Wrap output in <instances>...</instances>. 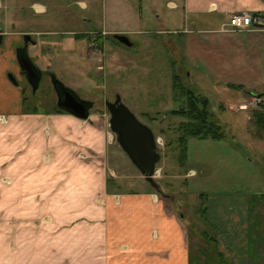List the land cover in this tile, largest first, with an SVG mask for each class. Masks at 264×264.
<instances>
[{
	"label": "crops",
	"instance_id": "crops-1",
	"mask_svg": "<svg viewBox=\"0 0 264 264\" xmlns=\"http://www.w3.org/2000/svg\"><path fill=\"white\" fill-rule=\"evenodd\" d=\"M23 2L0 0L5 8L0 14V264H205L200 250L217 241V235L204 236L202 231L200 242L190 234L182 203L134 170L130 158L109 139L104 115L90 112L84 118L62 108L40 111L25 106L26 76L15 42L23 32L34 39L58 30L33 25L43 22L34 17L47 12L46 3L34 1L36 15L29 18ZM144 2L102 0L103 27L89 31L94 35L87 38L144 31L141 24L146 22L147 30L168 33L166 42L182 55L189 87L208 97L202 90L210 86L215 97L210 101L223 109L229 104L244 121L246 114L258 128L254 135L264 142L256 112L264 109V28L228 25L233 12L245 9L259 13L264 26V0H148L150 17L145 16ZM85 20L93 22L90 16ZM255 97L259 105L251 104ZM119 162L148 186L125 188ZM189 172L198 174L192 168ZM235 200L236 214L220 196L201 216L232 230L224 243L233 248L224 249L230 264H250L247 203L245 198ZM237 228L244 230L242 240L233 235Z\"/></svg>",
	"mask_w": 264,
	"mask_h": 264
},
{
	"label": "rangeland",
	"instance_id": "rangeland-1",
	"mask_svg": "<svg viewBox=\"0 0 264 264\" xmlns=\"http://www.w3.org/2000/svg\"><path fill=\"white\" fill-rule=\"evenodd\" d=\"M34 1L46 3L47 12L35 16L31 5ZM147 2H144L145 16L150 17ZM23 3L27 17L35 16L43 20L34 23V27L45 25L58 30L53 34L35 35L28 46V53L43 76L38 86L27 79L22 82L27 97L25 106L40 111L61 109L55 98L52 81L55 75L81 97L93 102L89 114L95 112L106 117L109 139L115 141L114 146L123 155L128 156L113 139L109 127L110 112L105 103L107 99L113 100L115 94L120 95L135 116L162 137L163 144H158L161 150V158L157 162L159 170L154 178L164 187V192L172 193L182 203L180 210L185 212L190 234L200 242L204 241L203 235H217V241H210V247L200 250L205 264H230L231 260L224 249L230 251L233 248L224 243L232 237V230H223L222 225L210 216H201L204 207L208 209L220 196L226 198L228 211L235 214L237 200L234 203L232 200L245 198L248 247L253 256L249 259L250 264H264V196L260 197L259 193L264 172V142L254 135L258 129L255 123L247 119L246 114L245 121L240 119L237 115L240 111L231 109L229 104L226 109L213 104L210 101L215 98L213 92L210 86H205L202 91L209 97L207 110L215 113L226 131V138H188L183 160L178 136L182 132L179 126L186 116L172 110L186 108L190 93L201 94L197 88L189 87L184 60L174 46L166 42L168 33L147 30L150 26L146 22L141 24L144 31L127 33L131 45L119 41L112 34H103L102 40L89 39L88 36L94 35L88 34L89 31L103 27L102 0H24ZM4 9L0 7V14ZM88 16L92 17L93 22L85 20ZM120 23L127 24L125 21ZM5 26L10 28L9 24ZM65 29L85 32L71 34ZM93 40L103 44H94ZM21 42V38L15 42L16 49ZM86 50L90 54L87 55ZM249 157L253 161L249 162ZM117 165L124 177L128 178V181L122 179L125 188L137 189L141 184L148 186L144 179L132 177L133 173L123 162ZM133 166L135 171H140L135 164ZM190 168L196 169L198 174L190 173ZM219 209L224 212V208ZM243 231L237 228L233 235L242 240L245 235ZM217 248L224 255L217 254ZM193 261L199 264L197 260Z\"/></svg>",
	"mask_w": 264,
	"mask_h": 264
},
{
	"label": "water",
	"instance_id": "water-1",
	"mask_svg": "<svg viewBox=\"0 0 264 264\" xmlns=\"http://www.w3.org/2000/svg\"><path fill=\"white\" fill-rule=\"evenodd\" d=\"M25 35L30 36L29 33ZM113 35L125 44H132L129 36L125 33H114ZM20 48H22V51H20ZM16 58L26 78L33 85L38 86L42 71L31 59L27 45L17 47ZM52 81L59 97L57 104L60 108L84 118L89 115V109L93 104L91 100L81 97L73 88L66 85L55 75H53ZM61 90L66 95L64 102L61 101ZM105 103L110 112L109 127L113 139L117 140L146 179L154 186H158L154 175L159 170L157 162L161 158V150L153 128L139 120L122 101L120 95L117 94L114 101L108 100Z\"/></svg>",
	"mask_w": 264,
	"mask_h": 264
},
{
	"label": "trees",
	"instance_id": "trees-1",
	"mask_svg": "<svg viewBox=\"0 0 264 264\" xmlns=\"http://www.w3.org/2000/svg\"><path fill=\"white\" fill-rule=\"evenodd\" d=\"M191 92V90H190ZM188 106L176 108L172 112L186 116L179 129L178 136L181 145V157H186V144L190 137L221 139L226 136L224 127L220 124L214 112L207 110L208 97L204 95L189 94ZM258 121L264 127V109H256Z\"/></svg>",
	"mask_w": 264,
	"mask_h": 264
},
{
	"label": "built area",
	"instance_id": "built-area-1",
	"mask_svg": "<svg viewBox=\"0 0 264 264\" xmlns=\"http://www.w3.org/2000/svg\"><path fill=\"white\" fill-rule=\"evenodd\" d=\"M228 25L232 29H251V28H264V26L261 24V15L256 12H251L249 10H238L233 12L230 15ZM261 103V100L258 97H255L251 104L259 105ZM157 143L159 145L163 144V139L161 136H157ZM158 174V171H156L155 175ZM154 175V176H155Z\"/></svg>",
	"mask_w": 264,
	"mask_h": 264
},
{
	"label": "flooded vegetation",
	"instance_id": "flooded-vegetation-1",
	"mask_svg": "<svg viewBox=\"0 0 264 264\" xmlns=\"http://www.w3.org/2000/svg\"><path fill=\"white\" fill-rule=\"evenodd\" d=\"M25 34H27V32H23V35H22V42H21V44H20L18 47H22L23 45H27V47H28L29 44L33 41V37H32L31 35H30V36H27V35H25ZM116 39H117V38H116ZM21 49H22V48H20V51H22ZM30 57H31V56H30ZM41 76H42V75H41ZM25 78H26V77H25ZM26 79H27V78H26ZM27 80H28V79H27ZM39 82H40V81H39ZM55 92H56V90H55ZM60 94H61V101L64 102V100H65V98H66V95H65L64 91L61 90V91H60ZM116 97H117V94H115L113 100H110V101H114V100L116 99ZM55 98H56V102H57L58 99H59L57 92H56V96H55ZM106 101H108V99H107Z\"/></svg>",
	"mask_w": 264,
	"mask_h": 264
}]
</instances>
